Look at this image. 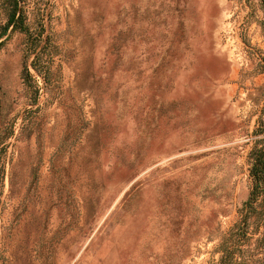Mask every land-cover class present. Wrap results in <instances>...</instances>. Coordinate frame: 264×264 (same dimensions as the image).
<instances>
[{
    "label": "rangeland",
    "instance_id": "obj_1",
    "mask_svg": "<svg viewBox=\"0 0 264 264\" xmlns=\"http://www.w3.org/2000/svg\"><path fill=\"white\" fill-rule=\"evenodd\" d=\"M18 4L0 37V264L218 261L264 137L262 0ZM263 230L253 215L248 236Z\"/></svg>",
    "mask_w": 264,
    "mask_h": 264
},
{
    "label": "trees",
    "instance_id": "obj_2",
    "mask_svg": "<svg viewBox=\"0 0 264 264\" xmlns=\"http://www.w3.org/2000/svg\"><path fill=\"white\" fill-rule=\"evenodd\" d=\"M10 10L7 22L2 26L0 37L5 35L8 29L14 25V29L23 27V13L19 14L18 0H9ZM264 10V0H262ZM22 25V26H21ZM23 29V28H22ZM34 68H41L34 62ZM26 72H28L26 68ZM264 134V124L256 131ZM250 174L253 178V188L250 192L249 206L241 213V218L223 235L218 246L221 256L218 261L210 264H264V230L256 239L248 236L251 218L261 219L264 227V137L255 140V144L249 154ZM4 167L0 152V193L2 188ZM261 199L258 203L255 202Z\"/></svg>",
    "mask_w": 264,
    "mask_h": 264
}]
</instances>
